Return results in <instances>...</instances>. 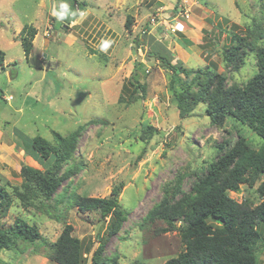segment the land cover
<instances>
[{
  "label": "rangeland",
  "instance_id": "1",
  "mask_svg": "<svg viewBox=\"0 0 264 264\" xmlns=\"http://www.w3.org/2000/svg\"><path fill=\"white\" fill-rule=\"evenodd\" d=\"M76 1L80 9L72 0L0 4V51L5 53L0 70V188L11 198L10 206L0 210V227L21 218L42 236L33 245L18 242L14 250L0 252V264H55L47 259L49 245L64 224L72 226V236L81 243L94 242L96 248V233L105 236L106 223L98 212H78L70 204L71 195L105 198L119 183H124L119 199L127 216L120 232L107 240L103 262L113 264L110 260L116 257L117 264H163L182 250L179 235L160 234L162 222H143L163 190L180 179L181 191L188 192L218 157L217 146L235 141L238 134L254 150L262 140L231 119L221 128L211 126L201 104L180 119L171 102L170 72L147 56L149 47L162 45L173 55L172 63L179 60L192 70L214 63L226 76L227 87L242 85L257 71L254 55L248 54L237 72H229L222 51L233 44L234 35L244 38L251 30L262 35L257 45L264 46V0ZM188 11L187 20L183 14ZM25 25L37 32L28 60L16 34ZM140 35L143 45L136 43ZM136 63L141 65L134 79L144 86L143 96L119 104V97L127 100L133 89L128 78ZM143 124L156 133L140 141ZM81 125L85 130L72 161L79 171L56 191L47 213L23 207L17 198L20 169L42 168L24 153L14 131L53 143L52 132L66 136ZM258 184L242 185L229 197L256 205ZM258 258L264 264V247Z\"/></svg>",
  "mask_w": 264,
  "mask_h": 264
},
{
  "label": "trees",
  "instance_id": "2",
  "mask_svg": "<svg viewBox=\"0 0 264 264\" xmlns=\"http://www.w3.org/2000/svg\"><path fill=\"white\" fill-rule=\"evenodd\" d=\"M72 2L80 9L76 0ZM192 10L197 13L199 8ZM130 20L131 17H127L124 23L127 30ZM36 34V29L29 25L23 26L18 34L26 59ZM258 39H262V35L255 30L248 31L244 38L234 35L233 44L222 51L229 72L242 68L248 54L255 58L256 73L244 84L229 87L226 76L217 72L214 63L203 70L188 69L179 60L174 64L168 49L151 39L154 44L149 47L147 56L155 58L170 72L171 102L180 119L201 104L211 126L221 128L231 119L262 140L254 150L248 139L238 134L235 141L217 146L218 157L206 166L204 174L196 177L188 192L181 191L180 179L163 190L160 202L143 218L146 224L164 223L165 227L158 231L160 234L177 232L179 235L182 250L163 264H262L258 251L264 247V46L257 45ZM144 42V35H140L136 43L143 45ZM4 57L5 53L0 51V70H3ZM140 65L135 64L128 78L133 88L130 95L127 100L120 96L119 104L126 101L132 104L136 95L143 96L144 86L134 79ZM11 74L13 76L12 71ZM84 130L85 125H81L66 136L52 132L53 143L40 136L28 138L14 131L24 153L31 155L42 168L23 165L20 169L22 181L17 198L23 207L47 213L48 202L56 191L80 169L72 161ZM155 133L153 127L143 124L139 140L145 141ZM257 183L258 204L253 205L248 200L238 203L229 197V193L238 194L242 185L253 188ZM123 186L124 183H119L105 198L72 194L70 204L78 212L99 213L100 220L106 223V235L96 233L97 246L94 248V242L84 245L72 236V226L64 224L56 240L49 245L47 259L55 264H105L103 254L107 240L120 232L127 216L119 199ZM10 204V195L0 188V210ZM217 222L219 225L215 224ZM41 239L36 226L17 218L11 226L0 227V252L14 250L18 242L33 245ZM110 261L117 264L116 257Z\"/></svg>",
  "mask_w": 264,
  "mask_h": 264
},
{
  "label": "built area",
  "instance_id": "3",
  "mask_svg": "<svg viewBox=\"0 0 264 264\" xmlns=\"http://www.w3.org/2000/svg\"><path fill=\"white\" fill-rule=\"evenodd\" d=\"M178 17H180V16L178 14H176V18L175 19H177ZM189 17H190L189 11L183 14V18L188 20ZM170 30H171V32H175L176 28L175 27H171Z\"/></svg>",
  "mask_w": 264,
  "mask_h": 264
},
{
  "label": "crops",
  "instance_id": "4",
  "mask_svg": "<svg viewBox=\"0 0 264 264\" xmlns=\"http://www.w3.org/2000/svg\"><path fill=\"white\" fill-rule=\"evenodd\" d=\"M5 3V0H0V4H4ZM21 30V29H20ZM19 30H17V32H16V34H18L19 32H18ZM28 60V59H27ZM13 71V70H12ZM9 75H11L12 76V74H11V72L9 73Z\"/></svg>",
  "mask_w": 264,
  "mask_h": 264
}]
</instances>
